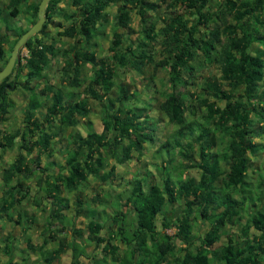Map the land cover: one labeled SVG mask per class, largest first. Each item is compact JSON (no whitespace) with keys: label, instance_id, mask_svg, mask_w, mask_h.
Segmentation results:
<instances>
[{"label":"trees","instance_id":"1","mask_svg":"<svg viewBox=\"0 0 264 264\" xmlns=\"http://www.w3.org/2000/svg\"><path fill=\"white\" fill-rule=\"evenodd\" d=\"M28 1L7 0L5 9L15 18L21 12L20 6L28 7L31 27L38 19L41 0L27 5ZM114 1L119 6L110 21L104 10L113 0H71L75 7L71 13L58 8L60 0H50L41 30L23 47L27 52L24 62L16 63L10 75L0 82V126L12 107L10 94L22 91L28 97L22 126L12 133L0 129V157L14 148L20 151L14 162L3 168L1 176L5 189L0 197V221L23 232L21 243L10 234L0 241L5 264H19L16 258L29 264L28 255L23 256L26 249L38 256L41 264H55L67 248L72 264H264V187H254L248 178L251 157L264 151V141H255V137L262 139L264 135V0ZM160 5L166 6L170 16L158 29L148 13H155ZM210 6L215 9L210 10ZM132 11L139 18L136 38H129L134 33L130 28ZM55 15L62 16L68 25L52 22ZM108 23L112 31L109 55L96 58L91 48L100 28ZM49 25L56 26L59 36L73 42L64 49L43 42ZM26 31L6 24L0 33V71ZM156 44L162 47L160 59L154 51ZM198 55L206 64L217 65L220 82L205 79L202 93L192 94L189 105L185 90L195 84L196 78L195 69L188 63ZM58 57L64 61L61 84L67 93L63 95L61 89L52 85L37 90L32 82L42 81L51 60ZM148 64L152 66L153 81L159 69L168 74L158 91L163 98L160 109L168 123L177 127L172 137L159 146L169 153L163 160L161 182L148 183L143 176L114 196L96 191L91 201L104 208L112 203L114 210L104 223L90 211L84 237L83 230L74 224L76 214L84 211L83 202L76 197L75 214L68 218V200L60 193L86 188L89 177L111 183L115 167L101 172L107 155L124 163L133 151L141 156L144 144L155 142L156 126L144 112L147 101L140 99L141 92L127 93L117 84L119 71L141 72ZM85 66L93 72L91 79L86 80L83 75ZM182 70L187 71V76L182 75ZM115 85L119 108L113 110L115 100L107 95ZM50 91L53 99L42 113L45 95ZM75 92L104 102L100 132L91 124L85 134L73 130L90 113L85 98L79 100ZM198 113V118H187L188 114ZM56 121L60 130L65 127L72 131L64 146L63 164L55 174L51 169L55 164L43 165L38 155L33 160L34 167L25 160L34 150L40 154L50 151L51 141L57 136L50 129ZM210 133L219 134L222 139L213 153L209 144L204 145ZM193 137L195 142L190 143ZM175 154L187 162L179 163L181 168L199 171L197 182L182 179L181 173L173 175L177 168L173 165ZM49 172L53 173L51 184L47 182ZM34 176L38 192L45 196L33 198L34 205L41 207L45 199L51 205L38 246L27 234L36 222L35 214L15 210L31 193L21 178L29 180ZM219 177L223 178L221 187L216 186ZM180 203L183 215L172 224L165 211L169 205ZM159 217L162 231L173 226V235L157 228ZM199 223L209 225L201 236L194 232L200 228ZM23 243L25 247H19ZM90 246L95 253L87 250Z\"/></svg>","mask_w":264,"mask_h":264},{"label":"rangeland","instance_id":"2","mask_svg":"<svg viewBox=\"0 0 264 264\" xmlns=\"http://www.w3.org/2000/svg\"><path fill=\"white\" fill-rule=\"evenodd\" d=\"M61 3L58 4V8H65L66 12H72L75 10V7H72L71 0H60ZM215 2H218V0H215ZM119 6V3L117 1L113 0V3H111L104 12L108 15L109 20L111 21L112 17L116 14L117 7ZM21 7V6H20ZM210 10H214L215 6H210ZM0 10L2 11V14L0 16V26L1 24H9L14 26L16 24V20H13L12 23L9 19H4L3 17L8 14L6 12L5 6H0ZM4 11V12H3ZM149 16H152V20L156 22L157 28H161L163 25L164 20L170 16V12L164 5H160L159 8L156 10L155 13H148ZM9 18V17H8ZM55 20L53 19L52 22H62L60 20V15H55ZM26 25H31L30 19L27 20ZM139 18L135 13L132 11L131 18H130V28L134 30V33L129 34V38H136L137 32L140 30V27L138 26ZM62 24L68 25V22H65L63 20ZM17 26V25H16ZM58 28L54 25H49L47 32L43 36V42L46 43H55V45L60 48L64 49L67 48L68 45H70L73 40L68 37H62L58 35ZM112 39V31L110 27V23L106 24L104 27L100 28V32L98 37L94 40V45L92 46L91 50L95 52L96 58L99 57H105L109 55V46ZM149 44H152V42H149ZM155 50L157 52L156 58L160 59L162 58V55H159V52H161V45L156 44ZM27 55V52L25 49L21 50L20 53V60L23 63ZM64 64V61L62 58L58 57L56 59L51 60L49 67L47 68L45 72V77L42 81L37 82L33 81L32 86H35L37 90L42 89L45 85H52L56 88H59L62 90L63 95L67 93L68 90H66L61 84V71L62 66ZM188 66H192L195 69L194 77L196 78L195 84L190 87L189 89L185 90L186 95V102L190 105L191 102V95L192 94H198L202 93L203 87H204V80L209 78L216 83L220 82V72L217 67V65L214 64H206V62L203 60L202 55H198L197 58L193 62H189ZM183 76H187V71L182 70L181 71ZM83 75L86 76V80L91 79L93 76V72L90 67L85 66L83 68ZM152 66L146 65L141 72H135L133 70H121L119 71V78L117 81V84L119 86H122L125 88L127 93H131L135 90L138 92H141L140 99L143 101H147L146 106H144L145 114L149 117V122L153 123L156 126L155 129V142L153 143H145L143 153L141 156H139L136 152L131 153V157L126 160L124 163H119L115 160L114 157L107 155V161L105 162L104 169H101V172H104L105 170H109L111 166H114V173L112 175V178L110 179L111 183L106 184V182H102L100 180H96L93 177L88 178V185L86 188L82 187L78 192H72V193H66L65 191H61L60 196L65 197L68 200L69 208L65 213H67L68 218H73V214H75V200L76 197H79L82 203L83 207V213H81L78 217L74 218V224L78 229L83 230L85 234V224L87 223L88 219H90V208L93 209L94 216L100 217V220L102 223L106 222V217H110L112 211L114 210L112 207V203L110 206L104 208L102 206L96 205L92 200V197L94 196L95 192L101 190V192H109L111 195H115L119 192H122L126 189H129L133 186L136 178H141L143 176H146L148 183H155V182H161L160 175L162 174V167L164 165V158L169 153H167L165 150H160L159 146L162 142H165L169 138L172 137V134L176 132L177 127L175 125L169 124L166 117L162 113L160 109V103L163 101V98L160 97V87L161 84L167 81L168 74L164 71L159 69L156 74L153 76L154 81L152 80ZM82 91V89H80ZM75 97L80 99H84L85 95L79 94L77 92L74 93ZM79 94V96L77 95ZM119 94L118 87L115 85L113 87L112 91L107 95L110 99L115 100V105L113 110H116L119 108V102L116 101V97ZM143 94V95H142ZM45 96L47 98L44 100V106L40 109L42 113L44 112V109L46 106L50 105L51 100L53 99V94L50 91ZM148 97H150L148 99ZM45 98V97H44ZM77 99V100H78ZM10 102L12 103V107L9 108L6 121H4L1 126V132L3 133H12L15 132L17 129H19L22 126L23 121V113L25 111V108L27 106L28 97L27 94L23 93L22 91H16L10 94L9 98ZM85 102H87V105L90 107V113L88 114L87 118H85L83 121V124H77L73 130L80 131L82 134H85L88 130L89 125L91 124L93 129L100 132L102 130V123H101V114L105 110V104L104 102H97L96 100L85 98ZM131 101V100H130ZM221 103L220 105H222ZM40 115L41 113H36ZM201 113H198L197 115H187V118L189 120L194 119L195 117L198 118ZM80 120V117L77 118ZM53 129L50 130L56 132V137L51 141V147L50 151L38 153L36 150L32 153L31 156L26 158L27 165L34 167V158L36 155L40 156V162L44 165L47 163H54L55 165L51 166L52 172H59V166L62 165V161L65 155L64 146L67 142V137L70 131H72L69 128H65L60 130L58 126V122H54L51 124ZM195 140V137L190 139V143H192ZM264 141V135L263 138L260 139L258 137H255V141ZM195 142V141H194ZM222 139L220 138L219 134L210 133L205 139H204V145H210L211 151L214 152L216 148H219L221 146ZM177 149H174L173 152H176ZM19 149L14 148L12 150L6 151L3 155L1 154L0 157V197L2 194V191L5 189L2 185L1 176H2V170L5 167H8L11 165L17 155L19 154ZM174 164L177 166L175 171H172L174 176H179L181 173L182 179H192L195 182L199 180L200 173L197 169H183L181 168V165L179 163H182L183 165L187 164V162L181 160L179 155L175 154L174 156ZM194 160H198V156H194ZM221 166L224 168V164H221ZM250 166L248 170L249 175V181L253 184V186L263 185L264 187V151L257 154L256 156L251 157L250 159ZM171 171V170H170ZM52 172L49 178L47 179V182L51 184L50 182H53V176ZM43 178H46V175H44ZM223 178L219 177L218 182L216 183L217 187H221L223 183ZM21 183L24 186H28L30 189V196L28 200H23L21 203L16 205L15 210L16 211H27L28 214H35L36 222L34 225H32V228L30 231L27 232L28 236L31 237L32 243H34L36 246H38L41 243V235L44 230L45 225V217L48 215V209L51 207L49 204V200L47 199L42 200L43 204L41 207H37L33 203L34 199H40L41 196H43V193L38 192L39 187L36 184L37 176L32 177L29 180H24L21 178ZM45 184V183H43ZM112 190V191H111ZM45 198V196H43ZM110 199V198H108ZM113 200V199H111ZM16 211H13L16 215ZM88 211V212H87ZM166 216L172 221V224H174L175 219L177 217H180L182 214V204H174L169 205L168 208L165 211ZM90 215V216H89ZM76 221V222H75ZM161 221L162 218L159 217L156 221L157 228L161 232H165L169 235H173L175 232V228L172 226L171 228L162 231L161 229ZM56 222V221H55ZM199 222V221H198ZM200 228H197L194 230L197 233L199 232L200 236L205 233L207 228H209V225L201 226L199 223ZM12 235L16 240L17 243H21L23 239V232H20L19 228H13L12 225L7 221H0V241L4 240L3 238L6 237V235ZM76 237V236H75ZM84 237H87L85 234ZM77 239V237H76ZM199 241L196 242L198 244ZM54 244V243H52ZM19 247H25L24 243L23 245H19ZM91 248V249H90ZM89 250L90 252L93 249L92 246H90ZM68 250H64L60 255V259L58 260L59 264H72L71 263V256L69 255ZM95 253V250H94ZM93 253V254H94ZM28 255V258L30 260L29 264H41L39 261L38 256L33 255L30 253L27 249L25 252V256ZM4 255L0 252V261H5ZM17 263H22V260L17 259ZM57 263V264H58ZM86 263V262H85ZM56 264V263H55Z\"/></svg>","mask_w":264,"mask_h":264},{"label":"water","instance_id":"3","mask_svg":"<svg viewBox=\"0 0 264 264\" xmlns=\"http://www.w3.org/2000/svg\"><path fill=\"white\" fill-rule=\"evenodd\" d=\"M50 0H41L38 5L37 10V21L25 32L21 35V37L17 40L16 44L14 45L12 52L10 54V57L4 66V68L0 71V82L6 78L10 73L12 72L14 66L16 63L20 61V53L23 49L25 43L29 38H31L33 35L37 34L44 22H45V13H46V7Z\"/></svg>","mask_w":264,"mask_h":264},{"label":"crops","instance_id":"4","mask_svg":"<svg viewBox=\"0 0 264 264\" xmlns=\"http://www.w3.org/2000/svg\"><path fill=\"white\" fill-rule=\"evenodd\" d=\"M38 2V0H29L28 1V3H27V5H29V4H36ZM7 3V0H0V6H5V4ZM20 9H21V12H20V14L19 15H17V17H15V18H13V17H11L10 15H8V14H6V16H4L3 18L4 19H9L11 22L13 21V20H16V19H18L17 21H16V24H14V26H19L20 28H22L23 30H28L29 29V27H30V25H26L27 24V20L28 19H32V17H31V12H29V9H28V7H26V6H21L20 7ZM4 12V11H3ZM6 12L8 13V11H7V9H6ZM9 17V18H8ZM54 20H55V18H54ZM60 20H62V22L61 23H63V18H62V16H60ZM56 21V20H55ZM12 23H14V22H12ZM12 25V24H11ZM6 26V24L4 25V24H1V26H0V33L1 32H3V29H4V27ZM14 26H12V27H14ZM12 39V38H11ZM90 211H93V209L92 208H90ZM93 216H94V214H93ZM79 217V216H78ZM107 218L108 217H106L105 219L107 220ZM99 219H100V217H99ZM76 222V221H75ZM76 227V226H75ZM77 228V227H76ZM61 239V238H60ZM58 240H59V238H58ZM68 240H71V236L68 238ZM56 245V244H55ZM89 248L90 247H87V250L89 251ZM91 249V248H90ZM65 250H68L67 252H69V255L71 256V251H70V249L69 248H67V249H65ZM25 252H26V250H25ZM25 252H24V254H23V256L25 255ZM34 255V254H33ZM60 256L61 255H59L58 257H57V261H56V264L59 262L58 260L60 259ZM4 257V256H3ZM4 259H5V261H6V257H4ZM15 260H17V258L15 259ZM5 261H3V260H1L0 261V264H5ZM20 264V263H19ZM21 264H23V261H22V263ZM59 264V263H58Z\"/></svg>","mask_w":264,"mask_h":264}]
</instances>
